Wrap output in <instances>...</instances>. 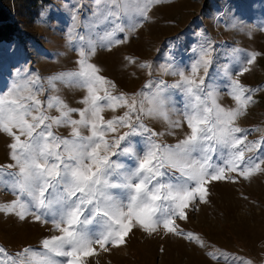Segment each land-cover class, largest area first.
I'll use <instances>...</instances> for the list:
<instances>
[{
  "label": "snow or ice",
  "instance_id": "snow-or-ice-1",
  "mask_svg": "<svg viewBox=\"0 0 264 264\" xmlns=\"http://www.w3.org/2000/svg\"><path fill=\"white\" fill-rule=\"evenodd\" d=\"M163 2L94 0L93 23H110L111 30L98 40L79 36L74 49L77 69L48 79L52 88L60 82L85 89L80 100L84 107L72 108L59 96L41 100L44 86L38 76L32 78L28 73L0 94V133L11 138L8 149L13 162L0 165V188L15 196L0 203V213L14 215L20 222L31 217L51 223L58 233L44 238L39 249L25 246L11 254L0 246V264H90L101 252L126 246L134 229L205 248L202 237L183 224L199 205L210 202L209 185L251 182L264 174V158L247 155L264 147V141L248 139L260 129L239 124L259 89L247 87L226 72L228 94L235 106H222L214 82L206 80L212 63L210 44L201 46L190 74L171 64L162 69L180 77L175 84L149 81L144 86L148 91L131 95L114 94L115 82L101 75V69L91 62L97 47L111 51L126 43L127 33L143 27L151 19L153 7ZM76 19L74 15L73 21ZM73 31L69 30L70 43ZM117 32L125 33L124 38L117 39ZM259 55L251 53L236 76L251 71ZM125 59L137 63L131 57ZM139 67L151 69V63L145 61ZM170 89L182 93L183 120L169 117ZM52 109L58 115H51ZM106 109L125 110L106 119ZM74 113L78 119L73 118ZM145 118H161L172 128L186 124L189 132L175 145L161 144L155 138L163 133L149 128ZM60 127L70 128L69 135H57L54 129ZM121 157L134 163L127 165ZM241 196L248 199L243 193ZM206 254L225 264H253L223 250Z\"/></svg>",
  "mask_w": 264,
  "mask_h": 264
},
{
  "label": "rangeland",
  "instance_id": "rangeland-1",
  "mask_svg": "<svg viewBox=\"0 0 264 264\" xmlns=\"http://www.w3.org/2000/svg\"><path fill=\"white\" fill-rule=\"evenodd\" d=\"M94 0H50L39 18L32 24L36 39H17L0 43V94L9 90L25 74L38 76L44 86L41 100L59 96L72 108H82L80 100L86 90L65 86L56 82L50 87L49 77L77 69V52L74 50L79 36L98 40L112 25L106 22L93 23ZM77 19L74 22L73 16ZM151 19L135 33H127L128 40L111 51L97 47L91 58L101 69V75L115 82L114 94L129 95L145 89L149 81H165L175 84L180 77L165 73L162 69L171 64L190 74V65L196 59L201 46L211 45L209 76L218 90V102L224 107H234L227 88L229 73L239 78L249 88L259 89L254 94L255 103L249 106L247 115L239 121L240 126L253 131L249 140L264 141V0H164L149 13ZM73 31L72 43L69 30ZM125 33L117 32L116 38L123 39ZM195 50V51H194ZM251 53H260L251 65V71L237 77L236 73ZM125 57L136 60L130 64ZM148 61L151 69L139 64ZM203 75V69L200 70ZM167 111L171 120H183V96L178 89H170ZM125 109L116 112L105 110L106 119L121 115ZM51 115H58L55 109ZM78 119V114H73ZM144 123L163 135L156 137L158 143L175 145L182 140L189 129L172 128L161 118H145ZM126 130V129H124ZM59 136H68L71 129L55 128ZM88 135L87 129H81ZM140 139V138H136ZM11 138L0 133V165L13 163L9 158L8 144ZM140 147H143L141 142ZM247 155L264 158V147ZM127 165L134 162L120 158ZM9 171H16L10 169ZM119 191V190H114ZM210 202L199 205L183 226L199 234L205 241L200 248L176 237L163 234L149 236L142 230L134 229L126 246L91 258L90 264H225L212 260L206 253L223 250L241 260L253 264H264V174L256 175L251 182L239 184L214 182L209 185ZM241 193L248 197L243 199ZM15 199V196L0 188V203ZM51 223L34 221L31 217L24 222L14 215L0 213V246L15 254L25 246L39 249L41 241L57 235ZM165 251L161 252L160 249ZM219 255V252H217ZM239 264V262H238Z\"/></svg>",
  "mask_w": 264,
  "mask_h": 264
},
{
  "label": "trees",
  "instance_id": "trees-1",
  "mask_svg": "<svg viewBox=\"0 0 264 264\" xmlns=\"http://www.w3.org/2000/svg\"><path fill=\"white\" fill-rule=\"evenodd\" d=\"M50 0H0V43L36 39L32 24Z\"/></svg>",
  "mask_w": 264,
  "mask_h": 264
}]
</instances>
